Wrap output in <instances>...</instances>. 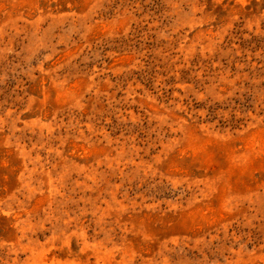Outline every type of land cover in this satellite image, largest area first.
Listing matches in <instances>:
<instances>
[{"label":"rangeland","instance_id":"1","mask_svg":"<svg viewBox=\"0 0 264 264\" xmlns=\"http://www.w3.org/2000/svg\"><path fill=\"white\" fill-rule=\"evenodd\" d=\"M0 264H264V0H0Z\"/></svg>","mask_w":264,"mask_h":264}]
</instances>
